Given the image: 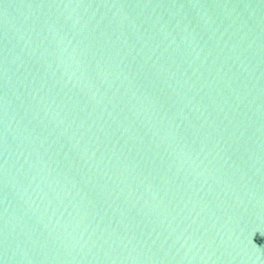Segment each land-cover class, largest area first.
Returning a JSON list of instances; mask_svg holds the SVG:
<instances>
[{
	"label": "water",
	"instance_id": "water-1",
	"mask_svg": "<svg viewBox=\"0 0 264 264\" xmlns=\"http://www.w3.org/2000/svg\"><path fill=\"white\" fill-rule=\"evenodd\" d=\"M0 264H264V0H0Z\"/></svg>",
	"mask_w": 264,
	"mask_h": 264
}]
</instances>
